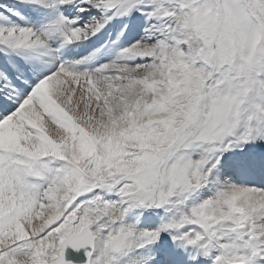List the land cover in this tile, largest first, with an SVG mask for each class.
Segmentation results:
<instances>
[{"label":"snow or ice","instance_id":"obj_1","mask_svg":"<svg viewBox=\"0 0 264 264\" xmlns=\"http://www.w3.org/2000/svg\"><path fill=\"white\" fill-rule=\"evenodd\" d=\"M0 264H264V0H0Z\"/></svg>","mask_w":264,"mask_h":264}]
</instances>
